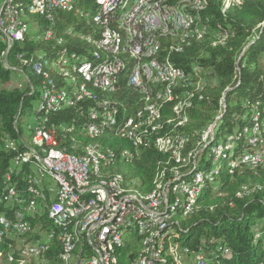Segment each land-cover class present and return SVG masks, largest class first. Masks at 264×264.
Here are the masks:
<instances>
[{
	"label": "bare ground",
	"instance_id": "1",
	"mask_svg": "<svg viewBox=\"0 0 264 264\" xmlns=\"http://www.w3.org/2000/svg\"><path fill=\"white\" fill-rule=\"evenodd\" d=\"M80 1L82 0H52L53 13L59 10H75L79 14L90 16L91 23L96 29L95 35L89 33L81 36L86 43L91 45V49L87 53L73 52L60 58L62 64L72 67L73 72L79 79V83H70L69 85V80L67 81V78H65L64 80L67 81V84L60 86L50 78L48 70H46L54 68L59 72L58 67H56L57 62L52 59L48 60L40 53L38 55L40 60L34 61L30 65V70L42 78L41 89L35 100L36 111L40 112L41 118H35L36 128H33L34 112L33 110L31 111L30 114L33 115V121L27 125V134L29 135L27 137L29 139H24L26 147H20V139H7V143L5 142L6 144L3 148L12 153V155L2 173H13V170H15V159L11 157L20 156V167L24 168V171H28V177L8 175V182L12 184V187L22 189V192L12 191L11 188H2L0 190V203L6 206L5 211L0 212V243H4L5 247V249H0V264H35L34 262L36 264H44L47 261L44 257L45 253L54 245L59 246L60 249L58 253L60 264H84L85 257H94L89 222H94L95 216L103 213V199L105 202H112L113 197L130 199L140 209L151 210L154 209L155 203L163 200L165 195L162 213L165 216V221L172 225L159 227V220L155 219H160V212L151 211L139 212V214L127 219L126 223H117L113 233H107L105 236L106 244L98 243L101 264H126L127 261L128 264H155L150 263V260L153 254V239L157 232L159 242L156 245L157 264H174L175 260L169 257L173 256L176 251H179V263L184 262L182 258H187L190 264H205L202 253L197 252L196 256L193 257L191 250H188L182 254L180 243L174 240V236L180 233L178 231V222L174 220L175 213L179 212L182 216L187 215L195 206L194 202L202 187L200 184L201 174L194 175L193 173L194 177L182 179L180 176L181 168L183 169L184 166L188 167L195 163V157L199 153L204 136H201V140L196 143L193 150L187 151L188 154L186 156H184L185 152L182 153V150L188 141L187 138L180 137V134V136L172 137L160 136L155 141L156 148L161 152L169 153L176 165L172 168L170 167L172 175H170L171 177L169 176L168 180H164L163 175L166 171L164 168L160 175H157V178L154 179L153 190L148 194L142 195L134 187L128 184L123 185L121 183L122 180L120 181L118 178L102 176L101 170L103 169L106 172L105 167H108L106 163H108L110 155L105 154L103 149V152L100 151L99 146L89 144L90 146L86 147V150L84 149L85 153L82 155L79 153L78 156L68 153L64 146L61 148L60 143L61 141L63 142L62 139L65 133L63 135L60 134L61 137L58 138L59 127L50 124L48 119L49 114L56 110L72 107L85 98H91L93 90H103L110 95L114 92L117 93L123 83L125 87L132 89L133 93L137 92L141 96L142 105L140 107L138 105V109L136 108L133 112L127 113L125 109H118V104L113 103L116 101L111 100L113 98L109 99L103 96L104 98L97 102L96 107L93 106L92 111H89L91 120L87 124L90 125V128L85 124L80 130L83 134L98 136L105 129H108V131H112L120 137L130 139V141L133 140L134 144L140 142L141 136L144 133L146 134L148 129L145 128L153 124L152 118H159V110L161 109H159V104L161 102L164 103V101L175 102L173 114L166 120V124H175V127H177L186 123L189 118L188 109L192 106L190 98L193 94L192 92H175V90H180L182 86V90L183 88L185 89L186 86L184 87V84L189 80L191 81L193 75L200 69L198 66H193L188 68V70H184L183 67L163 62V59L161 61L159 54L163 40L166 38H168V42L169 39H171V42L174 40L176 42H185L189 38H194L199 30L196 27V22L201 18V16L199 18V15H201L200 12L204 9L205 3L203 0H110L111 2H118L113 7V5H107V0H91L94 7L93 12L90 13V9L79 7ZM48 2L50 0H25V2L24 0H3L5 12L9 18L19 21V28H13V31L9 32L6 55L12 46L19 44L23 36L31 31L30 24L25 21L26 12L36 13L46 20H52L53 15H51V11L47 6ZM239 2L240 0H235L236 4ZM227 3L228 0H224V4L226 5ZM153 8H155V18H158L159 25L148 29L146 47L144 51L139 52L138 56L136 41H139V26L135 24L142 21L145 14H147V9ZM107 15H110V18H106ZM103 31L105 41H100ZM50 35V31L47 30L44 36L47 38ZM0 40L4 43L2 25H0ZM60 43L61 40L58 41V44ZM172 49L179 51L181 48L173 43L171 44ZM5 57L3 65L9 69V63L5 60ZM16 59L17 65H12V68L18 70L19 74L23 76L25 73L22 72V67L27 61L20 59V54L16 55ZM113 61L123 64L120 76L119 74H111V82L102 81V85L96 84L95 66H97V79H105L107 69H109ZM137 67L138 72L136 70ZM147 67H149L150 73ZM67 70L69 72V68ZM86 70H88V73H86ZM138 77L140 79L139 84L135 81ZM30 88L33 89V85ZM98 93L101 94V92ZM97 94L95 96L98 98ZM132 96L134 95L132 94ZM120 97L123 99L122 96ZM136 98L133 100H136ZM112 105H116V111L121 116L108 118V113H103V108L112 109ZM120 106L123 105L121 104ZM167 113L169 114L167 117L170 116L171 112L168 111ZM160 120L152 127L160 129L162 124ZM127 125L131 127L121 130L122 127ZM65 129L69 131V128ZM161 129L165 131L164 126ZM243 132L245 133V138L249 134V142L253 148V153L245 152L250 158L246 159V162L255 167L254 165L261 161V155L258 150L259 145L264 143V138H261V131L258 129L257 124L244 128ZM206 146L207 144L204 145V147ZM245 153L241 156V161L243 162ZM57 156L60 159H73L75 164H71V171L77 172V175L69 171L68 163L60 164L61 175L55 170L54 164L46 161L47 158H57ZM189 158L190 160L193 158V160L190 161ZM104 164L106 165L105 167H103ZM166 167L168 169V165ZM0 178V187H2V185H5V178ZM30 179L32 182H30ZM46 179H49L50 182ZM19 182H22L23 186H21L22 183L19 185ZM168 187L169 190H167ZM54 196H59L63 203L69 206V211H73V213L64 218L62 211L56 210ZM6 197H10V201L30 200L29 209H35V213H32L31 210H21V205H14V209L11 206H7ZM89 200H91L89 206L82 205V203ZM16 212H19V217L24 221H30L28 233L30 241L34 242L35 245H26V249L22 247L21 234L11 233L7 229L8 223L17 221ZM125 214L126 205H118L112 215H107V218L101 221V228L111 227L112 222L119 221L120 217ZM43 215L46 217L45 221L41 219ZM40 222H44L45 231L39 230ZM173 226H175L176 230L171 234L169 230ZM139 227H141L140 231L136 234V228ZM45 232L50 235L49 241ZM171 236H173V239L170 241ZM108 245H113V249H110ZM40 247H44L43 257L35 255L40 252ZM119 253H124L123 261ZM134 253H136L135 256L130 259V255H134Z\"/></svg>",
	"mask_w": 264,
	"mask_h": 264
},
{
	"label": "trees",
	"instance_id": "2",
	"mask_svg": "<svg viewBox=\"0 0 264 264\" xmlns=\"http://www.w3.org/2000/svg\"><path fill=\"white\" fill-rule=\"evenodd\" d=\"M203 1L205 6L200 12L199 18L200 16L201 18L197 20L199 22H196L199 30L194 38L187 39V42H176V40L171 42V39L168 42L166 38L167 40H163L159 54L161 61L163 59V62L183 67L184 70L193 66H198L200 69L193 75L191 81L184 84L187 89L183 88V91L182 86L180 90H175V92L193 94V99L190 98L192 106L188 109L190 120L188 118L186 123L180 125L181 127L166 124V120L173 114L175 102L164 101L159 104L160 116L157 119L152 118V125H156L162 119L160 121L164 124H161V128L164 126L165 131L164 128L155 129L152 125L147 126L146 134L141 136L140 142L135 143L137 146L133 140L120 137L108 129L98 136L83 134L81 128L91 120L88 109L91 106L96 107L97 102L105 96L109 99L113 98L111 100L116 101L113 103L118 104V109H125L127 113L133 112L138 109V105L139 107L142 105L141 96L137 92L133 93V90L125 87L123 83L121 85L123 88L117 90L118 94L114 92L109 95L103 90H93L91 98H85L72 107L56 110L49 114L48 119L50 124L59 127L58 138L65 133L63 142L60 143L61 148L64 146L68 153L78 156L79 153L84 154L86 147L90 145L99 146L100 151L103 149L105 154L113 155L109 156L110 161L106 163L108 167L103 165L106 172L102 169L103 175H101L118 178L122 180L123 185L134 187L142 195L153 190L154 179L164 168L166 169L164 180H166L172 175L171 168L176 165L169 153L161 152L156 148L155 141L160 136L172 137L180 134V137L187 138L188 141L182 150V153L185 152L183 155L186 156L201 140V132L214 124L213 135L207 141V145L209 142L211 144L200 148L193 165L181 168L182 179H190L198 173L201 174L202 187L194 202L195 206L193 205L187 215L175 213L174 220L178 222L180 233L174 236V240L180 243L182 254L192 249L201 251L198 253H202L205 264H264V143L259 145L258 150L261 163H257L255 167L248 162L245 166L241 158L238 161L234 158L242 148H245L244 153H253L252 145L245 138L244 128L257 124L261 138H264V0H241L232 7H226L224 0ZM79 7L90 9L92 13L94 6L91 0H82ZM26 13L25 21L30 24L31 31L23 36L22 43L12 46L6 55L5 43L0 40V175L12 155L3 149L4 145L7 139L19 140L18 131L23 139H26L23 136L24 130L20 126V118L31 113L33 103L41 89L42 78L30 70V65L34 61H39L38 55L42 53L43 57L57 62L56 67L59 72L54 68L46 69L50 78L60 86L68 80L69 85L77 84L79 79L72 67L62 64L60 58L73 52L87 53L91 45L81 36L96 34L91 17L79 14L75 10L55 11L50 21L36 13ZM47 30L51 35L46 38L44 35ZM59 40H61L60 44H58ZM173 43L181 49L171 50ZM19 54H22L23 59L27 61L22 67V72L25 73H23L25 77L23 75L22 88L15 86L12 71L3 65L5 55L10 65H17L16 55ZM65 78L67 81L64 80ZM32 85L33 89L30 88ZM135 98L136 100H133ZM121 104L123 106H120ZM167 110L171 112L168 117ZM232 125L237 126L236 131L230 136L226 146L221 144L220 152L216 155L212 152V147H216V140L224 129ZM65 128H69V131ZM192 160L193 158L190 161ZM5 207L0 203V212H4ZM45 218L44 215L41 217L44 221ZM175 230L173 226L169 232L173 234ZM54 246L46 252L47 255L45 253L44 257L47 261L44 264H60L58 259L60 249L59 246ZM2 248L5 249L4 243H0V249ZM135 254H131L130 259H133ZM178 254L179 251H176L169 257L175 260L174 264H190L187 258L183 263H179ZM119 256L122 260L124 253H119Z\"/></svg>",
	"mask_w": 264,
	"mask_h": 264
},
{
	"label": "built area",
	"instance_id": "3",
	"mask_svg": "<svg viewBox=\"0 0 264 264\" xmlns=\"http://www.w3.org/2000/svg\"><path fill=\"white\" fill-rule=\"evenodd\" d=\"M117 3L118 2H111L110 0H107V5H113V7L116 6ZM47 6L51 11V15H53L52 0L48 2ZM106 18H110V15H107ZM0 25H2L3 39L5 43V48L7 49V38L9 36V32H12L13 28H19V21H14L13 19L9 18L8 14L5 12L3 0H1V4H0ZM135 25L139 26V41H136V48H137L138 56H139V52L144 51V48L146 47L148 29H152L155 26L159 25L158 18H155V8L147 9V14H145V17L142 19V21L136 22ZM100 41H105L104 31H103V36H101L100 38ZM21 43L22 42L20 41L19 44ZM20 59H23L22 54H20ZM5 60H6V57H5ZM95 67H96V84L102 85V81L111 82V74H119L120 76V70L123 68V64L113 61L109 69H107V76L105 77V79H97V66ZM9 69L13 73V80H14L15 86L18 88H22V84L24 83L20 81L21 79L19 78V71L14 70V68H12V65L10 64H9ZM136 70L138 72V67ZM147 70L150 73L149 67H147ZM86 73H88V70H86ZM17 78L20 80H18ZM135 81L139 84L140 83L139 77ZM126 107H129V106H126ZM32 110L34 112L33 128H36L35 118H41L40 112L36 111V101L34 105L32 106ZM88 111H92V106L88 109ZM103 113H108V118H110L111 116H121L119 112L116 111V105H112V109L103 108ZM87 126L90 128V125L87 124ZM129 127L131 126L129 125L124 126L122 127L121 130H126V128H129ZM18 133L20 136V147H26L25 141L23 137L21 136L20 131H18ZM247 140L249 141V134H247ZM11 158L15 159V170H13V173L5 172L0 175V177L5 178V185H2V187H0V190H2V188H11L12 191L22 192V189L12 187V184L8 182V175H15L16 177H28V171H24V168L20 167V156H12ZM246 159H250V158H249V155H246L245 153L244 155V165L245 166H246ZM46 161H49L50 163L54 164L55 170L58 171L59 173H61L60 164L68 163L69 171L72 174L77 175V172L71 171V164H75L73 159H60V157L57 156V158H47ZM46 180L50 182L49 179H46ZM30 182H32L31 179H30ZM167 190H169V187ZM165 197L163 198L162 201H158V203H155L154 209H151V210L140 209V207H138L136 203L130 199H125L121 197H113L112 202H105V200L103 199V213L98 214V216H95L94 222H89V230H91L92 244L94 247V257H85L84 264H101V254H99V251H98V243H105V236L107 235V233H113V231L116 229L117 223H126L127 219H130L133 216L139 214V212H144V211L160 212V219H155V220H159V227L160 226H171L172 224H169L165 221V216L162 213V206L164 204ZM6 201H7V206H11V208L13 209H14V205H21V210H31L32 213H35V209H29L30 200L10 201V197H6ZM90 202L91 200L85 203H82V205L89 206ZM54 203L56 204V210H61L62 216H64V218H66L67 215L73 213V211H69V206L65 205L63 201L59 198V196H54ZM118 205H126V214L124 216H121L119 221L112 222L111 227L101 228V221L105 220V218H107V215H112V212L116 210ZM16 214H17V221L15 223H8L7 229L11 233L21 234L22 247L26 249V245H35L34 242L30 241V237L28 233V225L30 221H24L22 218H20L19 212H16ZM140 228L141 227L136 228V234L140 231ZM39 230L45 231L44 222H40ZM45 235L47 236V239L49 241L50 235H47L46 232H45ZM158 243L159 242H158V232H157L156 236L153 239V245H152L153 254H152L150 263L157 264L158 262V259L156 258V245ZM108 247L110 249H113V245H108ZM191 252L193 253V257H194L196 256L197 252H201V251H196L195 249H192ZM35 255H40L41 257H43L44 247H40V252ZM126 264H128V261L126 262Z\"/></svg>",
	"mask_w": 264,
	"mask_h": 264
},
{
	"label": "rangeland",
	"instance_id": "4",
	"mask_svg": "<svg viewBox=\"0 0 264 264\" xmlns=\"http://www.w3.org/2000/svg\"><path fill=\"white\" fill-rule=\"evenodd\" d=\"M230 1V2H229ZM241 1V0H240ZM233 2V3H232ZM233 4H236L235 3V0H228V3L225 5L226 7L227 6H230V7H232L233 6ZM13 74V73H12ZM19 78L21 79H18V80H20L22 83H24V78H23V76L21 75V74H19ZM13 83H14V80H13ZM24 84H22V87H24L23 86ZM106 97V96H105ZM189 120H190V112H189ZM33 121V115H31V114H27V115H22V117L20 118V126H21V128H23V130H24V133H23V135L25 136V138H27V136H28V130H27V125L28 124H30L31 122ZM189 123V122H188ZM187 126V125H186ZM186 128V127H185ZM236 129H237V126L236 125H232V126H229V127H226L225 129H224V131H223V133H222V135L221 136H219L218 138H217V140H216V147H212V152L213 153H215L216 155H218L219 154V152H220V149H221V144H224L225 146H226V144H227V142H228V139L230 138V136L232 135V134H234V132L236 131ZM208 132V133H206V132ZM213 131H214V124H211V125H209L206 129H204L202 132H201V134H202V137L204 136V141L202 140V145H200V148H202L204 145H205V143L207 144V141H208V138L209 137H211L212 135H213ZM205 132V133H204ZM210 145V144H209ZM209 145H207V146H209ZM206 146V147H207ZM222 147H223V145H222ZM244 151H245V148H242L241 149V151L240 152H238L236 155H235V160L236 161H238V160H240V158H241V156L243 155V153H244ZM199 152H200V150H199ZM165 174V173H164ZM159 175H160V173H159ZM163 177H164V175H163ZM169 179V178H168ZM168 179H166V180H168ZM213 185H214V183H212ZM171 239H173V236H171L170 237V241H171ZM183 260L185 259V258H182ZM35 264H36V262H34Z\"/></svg>",
	"mask_w": 264,
	"mask_h": 264
},
{
	"label": "water",
	"instance_id": "5",
	"mask_svg": "<svg viewBox=\"0 0 264 264\" xmlns=\"http://www.w3.org/2000/svg\"><path fill=\"white\" fill-rule=\"evenodd\" d=\"M209 144H211V142H210ZM209 144H208V145H209Z\"/></svg>",
	"mask_w": 264,
	"mask_h": 264
}]
</instances>
